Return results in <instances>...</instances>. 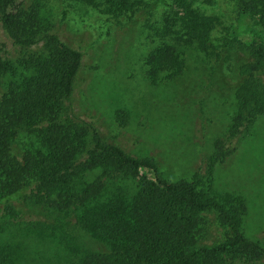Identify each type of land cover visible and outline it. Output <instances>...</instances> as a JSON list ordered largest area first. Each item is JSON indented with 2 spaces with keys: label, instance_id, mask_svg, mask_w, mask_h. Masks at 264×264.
Masks as SVG:
<instances>
[{
  "label": "trees",
  "instance_id": "obj_1",
  "mask_svg": "<svg viewBox=\"0 0 264 264\" xmlns=\"http://www.w3.org/2000/svg\"><path fill=\"white\" fill-rule=\"evenodd\" d=\"M92 1L115 18L167 3L161 24H148L149 36L158 41L145 58L154 84L161 73L171 80L184 73L188 46L209 52L214 38H226L212 36L219 17L198 8L210 0ZM237 4L240 16L252 15L264 29V0ZM0 22L13 43L31 48L7 57L0 41V264H15L1 235L19 217L12 203L19 199L68 214L106 244L79 249L75 264H263L264 245L245 232V198L217 190L214 169L232 152L227 142L264 116V36L244 46L248 58L238 65L235 108L207 168L172 180L156 158L108 142L73 114L83 53L53 32L41 0H0ZM238 28L230 32L241 44ZM118 118L124 123L128 117ZM21 135L30 140L17 156L13 149Z\"/></svg>",
  "mask_w": 264,
  "mask_h": 264
},
{
  "label": "rangeland",
  "instance_id": "obj_2",
  "mask_svg": "<svg viewBox=\"0 0 264 264\" xmlns=\"http://www.w3.org/2000/svg\"><path fill=\"white\" fill-rule=\"evenodd\" d=\"M41 1L53 32L83 53L71 100L73 114L93 124L108 142L156 158L167 178L203 173L235 108L234 92L242 81L238 65L248 58L244 46L264 36L254 17L240 16L237 0L199 2L201 11L219 17L212 36L226 38H214L209 52L188 46L184 73L173 80L161 73L154 84L146 76L145 58L158 41L149 36L148 24H161L167 3L115 18L92 0ZM237 23L241 44L233 42L230 32ZM0 41L7 57L31 49L13 43L1 22ZM120 113L128 117L124 123ZM29 140L19 136L13 152L20 156ZM227 145L231 154L215 164L216 189L245 198V232L264 245V116ZM12 203L19 217L6 223L1 238L12 246L15 264H75L79 249L107 248L64 212L44 210L27 199Z\"/></svg>",
  "mask_w": 264,
  "mask_h": 264
}]
</instances>
